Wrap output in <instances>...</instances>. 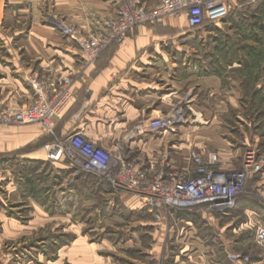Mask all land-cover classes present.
<instances>
[{"label": "crops", "instance_id": "crops-1", "mask_svg": "<svg viewBox=\"0 0 264 264\" xmlns=\"http://www.w3.org/2000/svg\"><path fill=\"white\" fill-rule=\"evenodd\" d=\"M136 1L151 5L160 0ZM120 2L116 0H0V100L4 105L18 109L31 103L33 97L30 86L25 80L27 75L36 74L56 82L63 69L70 70L76 66L81 54L72 41L62 38L55 30V19L61 18L67 24L87 33L91 29L92 16L113 17ZM156 24L134 28L121 44L107 49L96 63L86 70L82 78L73 84L74 102L59 119L54 121L56 129L71 128V132L82 130L88 141L109 153L116 154L119 153L118 143L123 142L122 139L134 123L140 119L155 117L170 111L182 101L184 96L189 98L187 99L193 117L212 111L219 114L238 113L243 90L240 86L242 80L236 73L245 68L242 67L241 61L230 60L226 64L220 63L223 67L226 66L224 72L220 74L213 72L216 66L212 65L210 73L208 70L211 69L205 67L206 64L203 62L201 65L193 64L189 62L188 57L174 56V51L185 54L188 51L194 52L188 45L181 43V38L188 36L192 39L194 36L192 30H188L184 17L166 18ZM195 31H200L197 40L201 41V44L205 42V36L211 34L204 28ZM259 77L251 85V91L264 98V73ZM226 82L227 86H225ZM75 101H84L86 105L89 102L90 105L94 104V108L85 112L82 108L75 110L71 107L76 103ZM244 107L245 110L250 109L251 113L264 115V101L256 102V99L251 97ZM197 118L199 117L196 116L195 122H198ZM251 123L253 130L246 124L248 131L246 130L243 135L245 144L262 149L264 123L263 121ZM193 128L197 127H193L192 124L180 127L178 134L175 135L180 139L177 141L170 140L169 138L173 136L166 133L154 137L144 136L133 139L126 145V142L122 144L125 146V151H130L134 159L142 162L154 158L159 148L167 149L170 158L175 161L187 154L184 152L189 144L197 146L198 152L204 153L205 141L194 143V141H185L183 138L182 133L185 131L182 132V130L188 131ZM45 136L46 134L39 132L37 126H30L23 130L0 126V155L7 154L20 146L31 143L29 146H32L34 142ZM208 143L215 147L213 151L217 153L220 161H223L222 168L232 169L231 163L238 158L239 149L234 148L229 139H212V142ZM43 149V147L31 149L24 154L23 158L30 161H47ZM58 165L64 172L67 170L66 165ZM102 183L96 180L91 185L96 187ZM119 199L126 208L136 209L139 204L131 196L119 197ZM2 211L4 210L0 207V213ZM232 212L234 213L231 215H224L198 211L199 217L203 222L205 221L204 227L211 228L212 234L217 237L216 243L213 244H217V248L220 247L223 251L226 246L233 251L237 250L246 241L245 234L248 231L260 225L264 226V178L260 177V180H256L246 196L237 199ZM177 219L180 224H191L187 217H177ZM0 222L3 228L0 239L20 234L23 236L24 231L13 219L5 217ZM82 239L75 238L71 244ZM196 240L200 242L199 238ZM186 242L188 243L187 239ZM84 248L83 251L82 247L77 246L74 251L76 253L91 251ZM183 252L185 249L181 251ZM90 254L87 253L83 257L86 264H89V257H92ZM252 261V264H264V256L255 257ZM37 262L42 264L39 260Z\"/></svg>", "mask_w": 264, "mask_h": 264}, {"label": "rangeland", "instance_id": "rangeland-1", "mask_svg": "<svg viewBox=\"0 0 264 264\" xmlns=\"http://www.w3.org/2000/svg\"><path fill=\"white\" fill-rule=\"evenodd\" d=\"M122 1L126 2V0ZM257 2V0H228L227 23H221L218 26L213 25V28L219 29L220 32L204 29L211 33V42L207 40L209 35L205 36V41H208L209 45L205 49H201L199 46L201 41L197 40L200 31L192 30L193 38L185 36L187 38H181V43L188 45L194 52L188 51L186 56L184 52L174 51V56L188 57L189 62L193 64L201 65L203 62L206 64L205 67L209 69H211L209 63H212V59H220V61L226 59V62L212 63L216 66L213 72L218 74L224 72L226 66L223 67L221 64L227 63L228 60L249 57V53L246 54L245 52L247 41H244L243 37L237 38L235 30L230 27L233 28L236 24L238 25L240 17L248 16L254 12ZM151 4H155V2ZM121 5L122 2H120ZM230 17L234 18L230 19ZM57 19L65 22L61 18ZM262 25L264 26L263 22ZM76 28L84 33L80 28ZM93 28L91 22V29L84 34L89 35ZM188 30L190 31L189 28ZM259 34L260 44L253 46L254 53L251 55L256 60L248 61L245 68L236 73L237 77L242 80L240 86L243 90V96L239 100L241 107L238 113L219 114L212 111L205 115H196L199 118H197L198 122H195L196 116L193 117L191 112L186 110V116L189 120L185 125L192 124L193 127L197 128L188 131L182 130V132L185 131L182 133L183 138L185 141H194V143L205 141L206 149L202 157L206 161L210 154L217 156L219 163L214 165V169L224 166V163L213 151L215 147L208 143L212 142V139H229L234 148L239 149L238 158L231 163L233 170L239 171L241 169L246 150L253 149L258 153V156H264V147L259 149L245 144L243 138L246 130L248 131L246 124H248L249 129H252L251 122L263 121L264 123V115L251 113L250 109L245 110L244 107L246 101L250 100L251 97L256 99V102L264 101V98L258 93L255 94L251 91V85L260 78L259 75L264 73V35L260 31ZM73 43L81 54L79 45L76 42ZM113 45L118 44L113 43L103 49L94 64ZM235 47L237 48L235 49ZM81 61L82 55L78 58L76 66L70 70L63 69L60 77L70 75L73 84L80 80L88 70H81ZM211 71L212 69L208 70L210 73ZM33 75L36 74L26 76L25 80L28 85V79ZM43 80L48 79L44 78ZM227 85L226 82L225 86ZM187 98L184 96L182 100ZM198 99H200L199 96ZM257 104L259 105V103ZM258 105L259 108L260 105ZM71 107H74L75 110L82 108V111L85 112L92 110L94 104L90 105L88 102L86 105L84 101H81L74 103ZM30 126H37L40 133L46 134L38 124L1 127L23 130ZM71 131V128L62 130L53 127L51 133L34 142L32 146H29L32 143L27 146H20L18 149L7 152V154L0 155V207L4 210L0 213V221H3L5 217L13 219L24 231L23 236L20 234L0 239V264H27L28 262V264H37L38 260L42 264H86L83 257L87 253L92 255L91 258L89 257V264H252L255 257L264 256V248L254 241V231L264 227L263 225L248 231L245 234L246 241L237 250L233 251L226 246L225 251H223L220 247L217 248V244H213L216 243L217 237L212 234L211 228L204 227L205 221L203 222L199 217V210L181 211L187 214L191 223L189 225L180 224L176 217L178 210L169 211L165 216L156 218L147 213L145 209L140 208V204L137 205L136 209L123 206L119 197L126 198L129 196L113 193L109 185L104 183L98 184L96 187L91 185V183L96 182L91 174L80 173L72 177L69 171L65 170L67 174L64 173L63 168L58 164L64 165L62 163L65 162L53 157L49 160L48 157L52 149L55 146L58 147ZM177 137L173 136L169 139L180 140ZM42 147L47 161H30L23 158L29 150ZM197 148V146L189 144L184 153L197 152ZM28 162L35 163L30 164ZM175 165L177 168H181L183 163L178 158ZM58 167L62 170H59ZM228 170L231 169L228 168ZM260 177L261 179L264 178V168L258 175L245 182L236 201L245 197L254 182L260 180ZM31 187L34 188L35 192L33 196L30 193ZM2 231V223L0 222V234ZM249 232L252 233L249 234ZM188 236L190 237L188 238ZM75 238H83L84 240L71 244ZM196 238H199L201 243ZM180 239L182 240L180 241ZM192 240L194 242H190ZM77 246L82 247L83 251L85 250L84 247L91 249V251L76 253L74 250ZM183 249L185 252L181 253ZM75 253L76 255H74ZM232 254L246 256L248 261L245 263L233 262L228 258V255Z\"/></svg>", "mask_w": 264, "mask_h": 264}, {"label": "built area", "instance_id": "built-area-1", "mask_svg": "<svg viewBox=\"0 0 264 264\" xmlns=\"http://www.w3.org/2000/svg\"><path fill=\"white\" fill-rule=\"evenodd\" d=\"M121 1L114 17L92 16L93 30L85 35L75 26L56 19L55 29L64 37L79 45L81 70L89 69L103 49L111 44H121L128 31L138 26L154 25L166 18L184 17L190 30L203 28L204 23L219 25L228 15V0H160L145 5L136 0ZM37 75L28 79L32 90V101L18 109L5 106L0 100V126L40 125L46 134L51 133L54 121L59 119L74 102L73 81L70 75L57 82L43 80ZM186 110L188 100L177 103L170 111L155 117H146L133 124L123 142L144 136L159 134L175 136L180 127L188 123ZM121 140V142H122ZM122 142V143H123ZM118 143L119 153L112 154L88 141L82 130L69 133L58 147L49 154V160L61 159L68 164L71 175L91 174L94 179L106 183L113 193L134 197L141 208L156 218L169 211L199 210L228 214L236 204L248 179L258 175L264 168V156L246 150L239 171L222 167L218 157L210 154L206 161L203 154L190 151L179 160L176 167L167 149L159 148L156 156L145 162L136 160L124 144ZM254 241L264 248V227L257 228ZM233 262L245 263L246 256L232 254Z\"/></svg>", "mask_w": 264, "mask_h": 264}, {"label": "trees", "instance_id": "trees-1", "mask_svg": "<svg viewBox=\"0 0 264 264\" xmlns=\"http://www.w3.org/2000/svg\"><path fill=\"white\" fill-rule=\"evenodd\" d=\"M257 1L258 2L256 3V7H255L254 12H251L250 15H248V16L240 17V15H239L240 18H239L238 25L236 24L235 27H233V28L230 27L232 30H235L234 32H235V35L237 36V38L238 37H243L244 41H247L245 43V52H246V54L249 53L250 56L249 57H244L243 59L242 58L235 59V60L241 61L242 67H245L247 65L248 61L256 60V58H253L251 56L254 53L253 52V50H254L253 46L257 45V44H260L259 31L261 33H263V35H264V26L262 25V22L264 23V0H257ZM227 18H228V15H227L226 19H224L222 21V23H227ZM231 18H234V17H230V19ZM213 27L214 26L211 23H207L206 22V23L203 24V28L206 29V30L212 29V30H215V32H220L219 29H216V28H213ZM210 39H212L211 35L208 36L207 40L209 41ZM208 41L207 42L205 41L204 43L199 44L200 48L201 49H205L209 45ZM210 42H211V40H210ZM236 48L237 47H235V49ZM224 60L225 61H220V59H212L211 62L212 63L216 62L218 64V62H226V59H224ZM229 61L230 60H228L227 63ZM212 63H209L210 67L213 65ZM224 64H226V63H224ZM63 162H65V161H63ZM28 163L33 164L35 162H28ZM62 164L68 166V164L66 162L62 163ZM68 171H69V173L72 172L71 169H69L67 167V172ZM67 172L65 171L64 173L67 174ZM30 193H31V196H33L35 194L33 187H31ZM176 216L178 218L188 217L186 213H179V212L176 214Z\"/></svg>", "mask_w": 264, "mask_h": 264}]
</instances>
